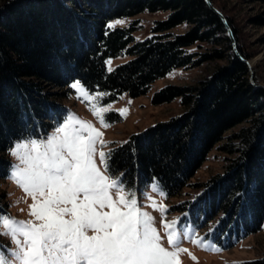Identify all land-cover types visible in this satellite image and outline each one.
I'll list each match as a JSON object with an SVG mask.
<instances>
[{
	"label": "trees",
	"instance_id": "trees-1",
	"mask_svg": "<svg viewBox=\"0 0 264 264\" xmlns=\"http://www.w3.org/2000/svg\"><path fill=\"white\" fill-rule=\"evenodd\" d=\"M158 10L169 14L144 39H135L133 25L107 27L113 19ZM182 23L186 31L171 32ZM197 42L211 48L189 52ZM122 54L130 59L107 70L106 59ZM219 59L226 62L196 86L168 85L154 93V104L180 97L185 112L112 147L109 173L123 174L131 187L155 181L177 196L224 133L246 123L232 136L236 155L225 172L201 184L190 207L198 227L215 222L207 236L218 247L233 246L264 222V88L252 84L248 65L205 0H9L0 6V177L10 172L15 142L45 135L60 121L57 99L67 95L72 80L109 98L124 92L137 97L174 68ZM5 208L1 196L0 213Z\"/></svg>",
	"mask_w": 264,
	"mask_h": 264
},
{
	"label": "snow or ice",
	"instance_id": "snow-or-ice-1",
	"mask_svg": "<svg viewBox=\"0 0 264 264\" xmlns=\"http://www.w3.org/2000/svg\"><path fill=\"white\" fill-rule=\"evenodd\" d=\"M123 23L117 20L107 27ZM70 87L78 99L88 101L89 111L107 128L104 113L111 107L96 103L104 94L90 93L79 81ZM119 111L126 113V109ZM54 124L51 133L38 139L29 134L9 149L17 159L10 178L31 196L32 219L0 214V235L8 236L14 245L0 246V264H181L179 255L188 253L180 246L188 238L186 233L178 230L176 219H162V236L154 217L138 203L135 188L109 174L114 150L104 149L113 142L103 139L91 121L71 111L63 122ZM158 187L154 182L152 190ZM159 195H164L162 190ZM147 200L161 214L167 211L151 195ZM191 243L218 250L204 237H192Z\"/></svg>",
	"mask_w": 264,
	"mask_h": 264
},
{
	"label": "rangeland",
	"instance_id": "rangeland-1",
	"mask_svg": "<svg viewBox=\"0 0 264 264\" xmlns=\"http://www.w3.org/2000/svg\"><path fill=\"white\" fill-rule=\"evenodd\" d=\"M7 1L9 0H0V6L4 5ZM212 3L215 8L221 9L223 13L219 11L223 15H227L231 19L237 31L236 36L232 31L233 38L237 50L239 46L249 56L247 59H244L251 64L249 78L252 84L264 88V0H212ZM83 6L86 7L87 4L84 3ZM168 14L169 12L164 10L155 12L143 11L131 17L113 19L108 24L121 20L124 23L116 24L114 27H129L133 25V35L135 39L140 40L150 36L155 22L165 19ZM187 27V24L182 23L173 28L171 32L183 33ZM209 48H211V44L197 42L190 46L188 50L189 52L201 53L208 51ZM129 59L130 56L126 54L108 57L106 61H110L111 63L110 65L105 63L107 70L109 67L114 69L117 65ZM225 62V59H219L203 62L195 67L174 68L164 77L156 79L145 94L137 97H132L124 92L115 98H109L106 91L89 90L78 79L72 80L69 83L67 95L57 99L62 113L60 122H63L68 111L75 113L83 120L91 121L103 133V139L113 142L104 149V151H107L108 148L125 142L132 134L141 132L158 122L169 120L185 112L187 107L181 103L180 97H176L170 102L154 104L152 98L155 92L168 85L196 86L201 80L210 76L219 65ZM76 81L81 82L94 95L97 93L104 94L96 103L104 107H111L110 111L104 113V119L109 125L107 128L101 127L96 117L89 111L87 107L88 101H82L77 98L76 90L70 87ZM47 87L50 92L61 91L56 86ZM120 109H126V113L121 114ZM245 125L246 123L239 124L224 133L223 138L211 148L205 160L177 196H168L159 185L158 190L153 191L152 185L155 181L145 187H131L124 183L128 188H135L138 203L142 207V210L148 211L154 217V226L162 236L165 231L161 226L162 219L168 222L173 219L178 221V230L186 233L188 237L187 239H183L180 244L181 247L188 249V253H181L179 255L181 264H264V222L258 231L239 240L233 246L222 249L215 244L211 236H207L210 229L211 231L213 230L215 222H205L200 228L198 227L199 222L194 220L190 211L192 200L203 189L200 185L207 182L213 176L224 173L230 160L235 157L236 153L233 150L236 148L237 140L232 138V136L240 127ZM54 127L55 125L45 135L51 133ZM39 137L33 138L38 139ZM226 145L229 147H224ZM8 157L11 160V166L17 163L16 157L12 156L10 152H8ZM97 162L99 163V161ZM11 170L10 168L7 177H0V197L2 196V201L6 204L5 211L0 214H7L17 220L27 221L32 219L28 214L32 198L13 182L10 178ZM111 176L121 177V174ZM161 190L164 193L163 196L159 195V191ZM148 195H151L157 204H164L167 207V211L161 214L159 210L153 209L147 200ZM88 234L91 235V231ZM192 237H204L210 246L214 245L218 250H206L203 247H199L191 243ZM163 243L165 247H168L166 238ZM0 246L5 249L14 247L12 241L6 235H0ZM189 253L195 259H192Z\"/></svg>",
	"mask_w": 264,
	"mask_h": 264
},
{
	"label": "water",
	"instance_id": "water-1",
	"mask_svg": "<svg viewBox=\"0 0 264 264\" xmlns=\"http://www.w3.org/2000/svg\"><path fill=\"white\" fill-rule=\"evenodd\" d=\"M207 2V4L209 5V7L222 19L224 25L226 26V29H227V32H228V36L230 37L231 39V43H232V46H233V49L236 53V55L242 60L244 61L249 68H251V64L246 60L244 59L241 54L239 53V51L237 50V47H236V44H235V40L233 38V34H232V30H231V27L229 26L227 20H226V17L217 9L215 8L213 5H212V2L211 0H205ZM256 86V85H254ZM256 87H259V86H256Z\"/></svg>",
	"mask_w": 264,
	"mask_h": 264
}]
</instances>
